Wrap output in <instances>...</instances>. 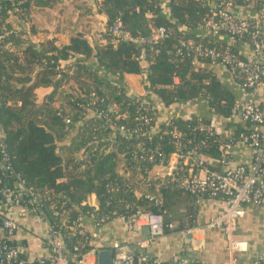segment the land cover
<instances>
[{"label":"trees","instance_id":"16d2710c","mask_svg":"<svg viewBox=\"0 0 264 264\" xmlns=\"http://www.w3.org/2000/svg\"><path fill=\"white\" fill-rule=\"evenodd\" d=\"M65 1L0 0V127L7 152V160L0 162V208H12L17 198L20 207L32 209L31 197L19 193L22 183L35 194L34 203L50 233L60 235L68 264H79L74 254L97 248L82 226L84 217L104 226L137 210L160 212L167 234L172 222L178 230L196 224V217L180 204L209 196L163 185L153 169L165 166L175 152L195 151L218 159L221 143L230 154L241 134L253 132L252 123L233 121L240 102L214 72L212 66L219 61L200 54L197 43L221 51L228 47L243 58L239 46H253L254 28L236 36V46L226 45L194 32L218 19L209 3L213 0H93L95 13L105 16L102 42L77 27L63 42L57 36L58 22L52 32L42 30L46 36L35 39L40 29L34 14H61ZM232 1L234 6L262 8L260 0ZM118 20L132 39L112 33ZM161 27L164 37L156 36ZM181 41L187 45L181 46ZM133 76L146 80L145 95L127 90L126 79ZM236 83L251 91L242 81ZM41 88L50 91L40 96ZM196 99L227 118L228 130L215 132L213 120L198 114L157 124V105ZM259 135L262 138L263 133ZM189 167L179 164V176H186ZM1 189L14 194L8 197ZM91 194L97 207L87 202ZM5 219L0 212V227ZM18 231L19 226L12 234L3 233L8 248L18 246ZM28 257L2 258L0 264L27 263ZM148 259L142 264L156 260Z\"/></svg>","mask_w":264,"mask_h":264},{"label":"built area","instance_id":"2783aa9c","mask_svg":"<svg viewBox=\"0 0 264 264\" xmlns=\"http://www.w3.org/2000/svg\"><path fill=\"white\" fill-rule=\"evenodd\" d=\"M213 1L215 4L213 9H215L218 19L210 22L204 29L213 35L224 33L234 43L236 36L248 33L252 26L254 28V43L252 46L254 57L248 59L240 58L228 47L221 51L201 42L197 43V49L200 54L213 62L219 61L218 64L226 66L235 82L236 80H240L244 86L255 89L264 83V61H262V57L264 56V21L262 20L264 18V0H260L262 1L261 11L255 10L254 17L246 19H239L233 15L232 9L234 3L232 0ZM112 33L124 39H132L131 34L123 28L121 20L115 23ZM165 35V28H159L156 36L164 37ZM209 39L213 38L209 37ZM231 43L229 45H232ZM186 45V41H181V46ZM178 53L181 52L178 51ZM139 59L142 63L145 62L143 54L139 56ZM238 109L239 113L233 119L240 118L242 121H248L253 125L252 133L240 135L241 142L252 149L253 152L249 163H241L233 168L213 169L210 167L212 165L210 160H213L211 157L197 154L195 151H188L187 153L175 152L173 155L177 157V160L172 162L171 155L169 157V168L162 174H158L161 175L158 177L161 178L163 185H168L169 187L179 185L190 193L207 194L209 197L221 198L224 201L222 212L210 219L203 227H190L178 230V224L172 222L168 225L172 230L171 232L178 233L184 237L190 236L194 248H200L201 244L205 242L204 234L207 231L219 230L222 232L225 241L227 259L224 264H264V255L250 261H241L240 256L248 252V243L237 237L239 222L245 216V208L249 205H264V106L261 107L247 100L240 102ZM189 116H186V118H189ZM146 120L148 121L149 119ZM213 122L214 131L218 132L220 127L216 121ZM260 133H263L262 138H260ZM228 149L222 143L219 145L220 157L217 161L220 167H226L231 160L232 149L230 150V154ZM5 160H7L6 143L4 142V134L0 127V162ZM179 164L190 166L186 176H179L181 169L178 168ZM259 183L262 185L259 186ZM18 185L20 186L19 193L21 195L27 194L31 197L29 203L32 205V209L28 211L40 216L47 223L42 211L34 203L37 200L35 194L24 187L22 183ZM1 192L8 197L14 194L9 189H1ZM13 201L15 206H19L17 198ZM12 211L11 207L0 208V212L6 217L3 226L0 227V259L6 258L9 261L16 260L20 254H27L21 242L15 248H8L4 244V240H2L5 231L8 234H12L19 226L13 217ZM128 219L131 228L136 233H140L143 227H147L149 235L145 239L138 240L134 249L129 251L122 250L118 243H114L112 247L114 251L112 264L145 263L149 260V256L145 254V248L167 234L165 231L164 215L160 212L137 210ZM47 245L51 250L49 256L28 257L27 263L24 260H20L16 264L69 263L70 260L64 252V245L58 233H50ZM100 249H98L97 245V248L95 247L81 254H74V257L78 258L79 264H97V252ZM74 250L78 252V246ZM153 264L164 263L156 259ZM168 264H189V262L184 258H179L169 261Z\"/></svg>","mask_w":264,"mask_h":264},{"label":"crops","instance_id":"0c3cea01","mask_svg":"<svg viewBox=\"0 0 264 264\" xmlns=\"http://www.w3.org/2000/svg\"><path fill=\"white\" fill-rule=\"evenodd\" d=\"M72 2H75V4L78 3L79 5L84 4V2H86L85 4H88L87 11L89 13V20H96L97 25L96 23L93 25L90 24L87 29H84V31H87V36L89 38L102 42L103 39L101 37V33L105 29V16L95 13V7L90 5L93 3V0L65 1L62 4L63 7L61 6L63 14L61 16V21L58 20L60 26L57 36H59L60 40L64 42L67 40L72 27L82 29L81 27L76 26L78 23H73L72 20L69 21V19H67V15L65 14V8ZM209 3L213 7L215 6V4H212L211 1H209ZM255 10L256 9L250 5L239 4L233 7L232 13L236 18L246 19L254 17V14L256 13ZM45 15L46 12L41 11L36 12L33 16L34 23H36L37 27L40 29L39 33L35 36V39L37 40L46 36V33L42 30L52 32L55 28V24L52 25L53 28L49 26L48 18H45ZM68 23H70L71 27L68 26ZM194 32L222 41L226 45H229L232 42L231 39L224 33L213 35L202 28L196 29ZM231 44L236 46L235 41ZM239 51L245 59L254 57L253 48L249 44H241L239 46ZM262 61H264V56L262 57ZM212 68L219 81H221L227 89L234 94L235 98L239 102L248 100L257 105L264 104V83L255 89H251L250 92H246L233 80L232 75L226 66L222 64H214ZM146 83V80H143L142 77L133 76L126 79L125 86L127 87V90L134 95H145L147 90L145 86ZM48 91H50V88H41L38 90V93L42 96ZM194 114L202 115L207 119L216 121L222 132L228 130L227 123L229 121L227 118H224L213 111L203 99H196L189 102H177L166 107L163 105H157L155 118L157 124L160 125L166 123L172 117H186ZM233 121L242 125V120L240 118H235ZM234 128L235 127L232 126L231 129L234 130ZM173 154H171V161L175 162L177 157ZM252 154V149L239 141L233 146L230 155L231 160L226 167H220L217 159L210 160V162L212 166L217 169H226L228 167L233 168L241 163H249L251 161ZM169 166V160L165 166H156L153 169L154 175L157 177L161 176L158 174H162L167 171ZM87 202L92 207L98 206L95 194H91ZM223 206L224 201L221 198L201 197L196 200L181 203L179 208L184 209L187 212L191 211V214L196 217V224L193 227H203L210 219L222 212ZM12 209L13 217L19 225V231L16 238H18L22 243L28 256L30 258L49 256L51 254V250L47 243L49 241L50 231L47 223L40 216L29 212L26 208L13 206ZM82 226L93 236V244L95 246L107 245L112 248L114 243H118L124 251L133 250L138 240L145 239L149 235L147 227H143L140 233H136L131 228L130 221L127 218L115 219L104 226H98L96 225L94 219L84 217L82 219ZM204 235V244H201L200 248H194L190 236L184 237L178 233L170 232L164 237L152 242L147 248H145L144 251L150 257H154L160 261H171L184 258L189 263L199 262L201 264H224L226 262L227 255L222 232L219 230H212L207 231ZM237 237L248 243V252L240 256L241 261L253 260L264 255V205H249L245 208V216L239 222Z\"/></svg>","mask_w":264,"mask_h":264},{"label":"rangeland","instance_id":"374dc122","mask_svg":"<svg viewBox=\"0 0 264 264\" xmlns=\"http://www.w3.org/2000/svg\"><path fill=\"white\" fill-rule=\"evenodd\" d=\"M85 3L86 2H84V4L79 5L78 3L75 4V2H72V3H69L68 7L65 8L66 9L65 14L67 15V19H69V21L72 20L73 23H76V24L78 23L77 25L76 24L74 25L79 26L82 29H87V27L90 24L93 25L96 23L97 25L96 20L94 19L89 20L90 19L88 16L89 13L87 11L88 4H85ZM61 12H62L61 14H57L53 12L46 13L45 18H48V24L49 26H51V28H53L52 25L54 24L56 25L58 20L61 21L63 10Z\"/></svg>","mask_w":264,"mask_h":264},{"label":"water","instance_id":"95a60500","mask_svg":"<svg viewBox=\"0 0 264 264\" xmlns=\"http://www.w3.org/2000/svg\"><path fill=\"white\" fill-rule=\"evenodd\" d=\"M113 253H114L113 249L105 245L97 252V264H112Z\"/></svg>","mask_w":264,"mask_h":264}]
</instances>
